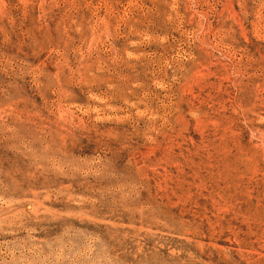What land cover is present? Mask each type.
Wrapping results in <instances>:
<instances>
[{
  "label": "rangeland",
  "instance_id": "374dc122",
  "mask_svg": "<svg viewBox=\"0 0 264 264\" xmlns=\"http://www.w3.org/2000/svg\"><path fill=\"white\" fill-rule=\"evenodd\" d=\"M0 264H264V0H0Z\"/></svg>",
  "mask_w": 264,
  "mask_h": 264
}]
</instances>
